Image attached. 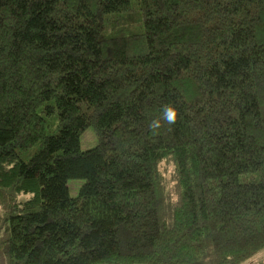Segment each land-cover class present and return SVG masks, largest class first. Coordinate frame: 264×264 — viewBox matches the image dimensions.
<instances>
[{
  "label": "trees",
  "instance_id": "1",
  "mask_svg": "<svg viewBox=\"0 0 264 264\" xmlns=\"http://www.w3.org/2000/svg\"><path fill=\"white\" fill-rule=\"evenodd\" d=\"M0 208V264L263 250L264 0H0Z\"/></svg>",
  "mask_w": 264,
  "mask_h": 264
},
{
  "label": "rangeland",
  "instance_id": "2",
  "mask_svg": "<svg viewBox=\"0 0 264 264\" xmlns=\"http://www.w3.org/2000/svg\"><path fill=\"white\" fill-rule=\"evenodd\" d=\"M98 143V138L95 134V130L93 128H88L82 136L81 139V148L82 150H89L93 147H95ZM160 170L163 173V176L165 180L167 181V188L171 191L172 196L174 195L175 191V182H174V171H175V166L173 163L164 160L160 164ZM83 183V181H77V180H72L70 181V186L71 190L75 192L78 187ZM0 213H1V208H0ZM264 261V249L256 253L254 256L251 258L245 260L244 262L240 264H260Z\"/></svg>",
  "mask_w": 264,
  "mask_h": 264
},
{
  "label": "clouds",
  "instance_id": "3",
  "mask_svg": "<svg viewBox=\"0 0 264 264\" xmlns=\"http://www.w3.org/2000/svg\"><path fill=\"white\" fill-rule=\"evenodd\" d=\"M165 119L168 123H175L177 119V111L171 106H167L165 109ZM159 122H154L153 127H159Z\"/></svg>",
  "mask_w": 264,
  "mask_h": 264
}]
</instances>
